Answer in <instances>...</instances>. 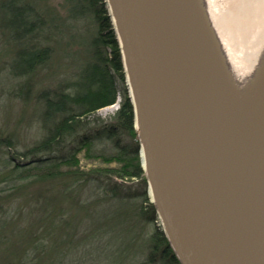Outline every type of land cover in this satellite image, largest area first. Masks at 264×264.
I'll use <instances>...</instances> for the list:
<instances>
[{"label": "water", "instance_id": "1", "mask_svg": "<svg viewBox=\"0 0 264 264\" xmlns=\"http://www.w3.org/2000/svg\"><path fill=\"white\" fill-rule=\"evenodd\" d=\"M104 1L147 195L180 264H264V80L242 116L198 0Z\"/></svg>", "mask_w": 264, "mask_h": 264}, {"label": "trees", "instance_id": "2", "mask_svg": "<svg viewBox=\"0 0 264 264\" xmlns=\"http://www.w3.org/2000/svg\"><path fill=\"white\" fill-rule=\"evenodd\" d=\"M65 3L69 18L89 19L93 24L88 57L70 78L38 92L36 99L40 104L44 135L21 152L6 143L10 167L4 179L17 183L10 192L23 191L37 199L47 194L61 196V202L66 204L73 217L82 213L85 218L86 213L87 220L92 221L90 226L87 224L90 228L95 227L92 225L98 220V214L107 209L104 201L129 204L141 199L144 206L139 211L135 210L136 207H129L128 215L133 216L137 211L147 221L156 220L146 261L180 264L147 195L133 109L106 2L65 0ZM0 14L1 20L6 19L2 29L20 33L18 38L22 44L12 62L13 72L17 76L29 75L46 65L53 52L47 41L60 30L58 17L44 6H36L32 0H0ZM118 94L122 98L118 109L107 117L99 116L98 110L114 104ZM102 141L110 142L115 151L97 152L95 146ZM80 155L88 161L99 160L103 165L83 168ZM19 156L23 159L19 160ZM127 181L136 182L129 185ZM90 233L88 231V236Z\"/></svg>", "mask_w": 264, "mask_h": 264}, {"label": "rangeland", "instance_id": "3", "mask_svg": "<svg viewBox=\"0 0 264 264\" xmlns=\"http://www.w3.org/2000/svg\"><path fill=\"white\" fill-rule=\"evenodd\" d=\"M32 2L44 6L61 22L59 32L47 41L53 49L51 60L32 74L17 76L12 62L21 48L20 33L2 29L6 19L0 17V264H152L146 261V252L156 220L147 221L137 213L144 206L141 199L129 204L104 201L107 209L98 214L92 225L95 227L90 228L92 221L87 220L86 213L85 218L82 213L73 217L61 196L47 194L37 199L23 191L10 192L17 183L4 179L10 167L6 143L21 152L43 137L36 96L40 90L71 77L88 57V43L93 35L89 19L67 16L65 0ZM228 81L230 84L229 78ZM121 99L118 94L115 104L101 108L97 114H113ZM95 150L115 151L105 141L97 143ZM80 165L87 168L103 164L80 155ZM135 182L127 181L129 185ZM129 207H138L130 217Z\"/></svg>", "mask_w": 264, "mask_h": 264}, {"label": "bare ground", "instance_id": "4", "mask_svg": "<svg viewBox=\"0 0 264 264\" xmlns=\"http://www.w3.org/2000/svg\"><path fill=\"white\" fill-rule=\"evenodd\" d=\"M217 58L244 116L264 80V0H198Z\"/></svg>", "mask_w": 264, "mask_h": 264}]
</instances>
